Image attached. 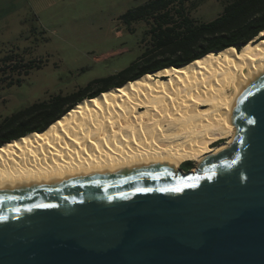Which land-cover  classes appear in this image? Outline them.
Masks as SVG:
<instances>
[{
    "label": "water",
    "instance_id": "1",
    "mask_svg": "<svg viewBox=\"0 0 264 264\" xmlns=\"http://www.w3.org/2000/svg\"><path fill=\"white\" fill-rule=\"evenodd\" d=\"M232 124L229 148L196 173L0 192V264H264V75Z\"/></svg>",
    "mask_w": 264,
    "mask_h": 264
},
{
    "label": "bare ground",
    "instance_id": "2",
    "mask_svg": "<svg viewBox=\"0 0 264 264\" xmlns=\"http://www.w3.org/2000/svg\"><path fill=\"white\" fill-rule=\"evenodd\" d=\"M264 75V30L240 46L211 51L84 98L42 131L0 146V192L50 188L154 168L178 172L225 152L234 109Z\"/></svg>",
    "mask_w": 264,
    "mask_h": 264
},
{
    "label": "rangeland",
    "instance_id": "3",
    "mask_svg": "<svg viewBox=\"0 0 264 264\" xmlns=\"http://www.w3.org/2000/svg\"><path fill=\"white\" fill-rule=\"evenodd\" d=\"M148 1L63 0L50 11L39 13L31 0H0V58L14 51L38 66L19 84L0 89V123L17 111L56 95L95 91L131 76L138 66L118 74L145 53L150 42L144 33L150 27L140 21L125 29L118 19ZM223 6V0L186 2L188 15L197 22L214 19ZM2 76L6 81L17 77L8 71ZM111 76L115 78L91 84ZM26 126L27 122L5 125L0 129V140ZM191 162L188 171L196 168V163ZM186 167L182 164L179 170Z\"/></svg>",
    "mask_w": 264,
    "mask_h": 264
},
{
    "label": "trees",
    "instance_id": "4",
    "mask_svg": "<svg viewBox=\"0 0 264 264\" xmlns=\"http://www.w3.org/2000/svg\"><path fill=\"white\" fill-rule=\"evenodd\" d=\"M187 1L150 0L120 16L118 21L122 24L131 25L140 21L147 23L150 28L144 33V38L150 43L145 53L118 75H123L137 66L139 69L127 78L114 81L110 87L120 86L126 81L165 67L183 66L211 51L231 46L240 48L264 30V0H223L221 14L208 22H197L190 17L186 8ZM10 52L11 54L0 58V89L19 84L22 78L37 66L34 61H25L16 52ZM14 57L19 58L13 60ZM7 71L9 74H16L17 77L6 81L2 74H6ZM113 78L115 76L98 79L91 84ZM110 87L102 85L95 91H81L71 96L56 95L17 111L0 123V129L7 124L22 122H27L28 126L3 136L0 146L27 133L46 129L79 101L92 98ZM183 165L190 169L192 162L187 161Z\"/></svg>",
    "mask_w": 264,
    "mask_h": 264
},
{
    "label": "crops",
    "instance_id": "5",
    "mask_svg": "<svg viewBox=\"0 0 264 264\" xmlns=\"http://www.w3.org/2000/svg\"><path fill=\"white\" fill-rule=\"evenodd\" d=\"M39 13L50 11L52 7L60 4L63 0H31Z\"/></svg>",
    "mask_w": 264,
    "mask_h": 264
},
{
    "label": "flooded vegetation",
    "instance_id": "6",
    "mask_svg": "<svg viewBox=\"0 0 264 264\" xmlns=\"http://www.w3.org/2000/svg\"><path fill=\"white\" fill-rule=\"evenodd\" d=\"M122 24V23H121ZM123 25V27L125 28V29H127V27L129 26L128 24H126V23H124V24H122ZM182 170H185V172L186 171H188L189 169H187V168H185V169H182Z\"/></svg>",
    "mask_w": 264,
    "mask_h": 264
},
{
    "label": "snow or ice",
    "instance_id": "7",
    "mask_svg": "<svg viewBox=\"0 0 264 264\" xmlns=\"http://www.w3.org/2000/svg\"><path fill=\"white\" fill-rule=\"evenodd\" d=\"M250 123H251V121H250ZM177 191H178V189H177ZM45 207H55L54 205H46Z\"/></svg>",
    "mask_w": 264,
    "mask_h": 264
}]
</instances>
